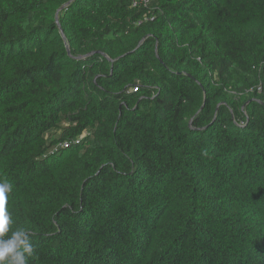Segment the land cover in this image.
I'll list each match as a JSON object with an SVG mask.
<instances>
[{
    "label": "trees",
    "instance_id": "obj_1",
    "mask_svg": "<svg viewBox=\"0 0 264 264\" xmlns=\"http://www.w3.org/2000/svg\"><path fill=\"white\" fill-rule=\"evenodd\" d=\"M0 180L29 264H264V0H0Z\"/></svg>",
    "mask_w": 264,
    "mask_h": 264
},
{
    "label": "clouds",
    "instance_id": "obj_2",
    "mask_svg": "<svg viewBox=\"0 0 264 264\" xmlns=\"http://www.w3.org/2000/svg\"><path fill=\"white\" fill-rule=\"evenodd\" d=\"M12 185L0 180V264H29L34 246L26 228L11 230L14 223L7 204Z\"/></svg>",
    "mask_w": 264,
    "mask_h": 264
},
{
    "label": "built area",
    "instance_id": "obj_3",
    "mask_svg": "<svg viewBox=\"0 0 264 264\" xmlns=\"http://www.w3.org/2000/svg\"><path fill=\"white\" fill-rule=\"evenodd\" d=\"M149 0H131V6L132 8H138V7H143L146 8L148 6ZM152 21V19H150ZM258 91L260 92V88H258ZM63 147L66 145H62Z\"/></svg>",
    "mask_w": 264,
    "mask_h": 264
},
{
    "label": "water",
    "instance_id": "obj_4",
    "mask_svg": "<svg viewBox=\"0 0 264 264\" xmlns=\"http://www.w3.org/2000/svg\"><path fill=\"white\" fill-rule=\"evenodd\" d=\"M57 14H58V11H57L56 14H55V23L58 25ZM59 29H60V28H59ZM60 34H61L62 38H64V36H63V34H62L61 31H60ZM66 49H67V48H66ZM67 51H68V49H67ZM109 61H110V60H109Z\"/></svg>",
    "mask_w": 264,
    "mask_h": 264
},
{
    "label": "rangeland",
    "instance_id": "obj_5",
    "mask_svg": "<svg viewBox=\"0 0 264 264\" xmlns=\"http://www.w3.org/2000/svg\"><path fill=\"white\" fill-rule=\"evenodd\" d=\"M16 48V47H15Z\"/></svg>",
    "mask_w": 264,
    "mask_h": 264
}]
</instances>
